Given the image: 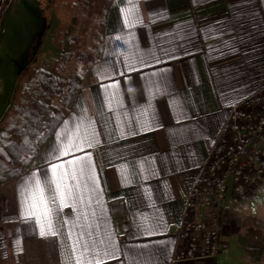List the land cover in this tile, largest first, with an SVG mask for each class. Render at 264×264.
<instances>
[{
    "label": "crops",
    "instance_id": "obj_1",
    "mask_svg": "<svg viewBox=\"0 0 264 264\" xmlns=\"http://www.w3.org/2000/svg\"><path fill=\"white\" fill-rule=\"evenodd\" d=\"M24 2L46 21L48 0ZM17 4L0 0V20ZM263 86L264 0H112L100 59L72 108L33 167L0 186L4 256L22 264H77L94 254L102 264H172L187 192L228 108ZM69 143L78 147L62 155ZM81 162L85 175H69L72 196L61 206L50 169L63 165L58 171L71 174ZM36 181L54 236H41L36 217L26 215L25 189ZM263 197L264 180L226 217L219 257L176 264H253L230 221L238 212L264 221ZM119 214L129 216L123 239Z\"/></svg>",
    "mask_w": 264,
    "mask_h": 264
},
{
    "label": "trees",
    "instance_id": "obj_2",
    "mask_svg": "<svg viewBox=\"0 0 264 264\" xmlns=\"http://www.w3.org/2000/svg\"><path fill=\"white\" fill-rule=\"evenodd\" d=\"M111 1L52 0L55 11L45 39L36 43L0 119V186L33 167L39 150L72 108L85 74L100 59ZM80 17L85 25L76 34ZM89 20L93 27L85 37ZM242 228L238 244L251 263L260 264L264 223L247 216Z\"/></svg>",
    "mask_w": 264,
    "mask_h": 264
},
{
    "label": "built area",
    "instance_id": "obj_3",
    "mask_svg": "<svg viewBox=\"0 0 264 264\" xmlns=\"http://www.w3.org/2000/svg\"><path fill=\"white\" fill-rule=\"evenodd\" d=\"M264 180V86L228 108L205 162L184 201L174 231L178 246L171 263L211 260L221 253V230L228 215ZM125 237L127 214L115 218Z\"/></svg>",
    "mask_w": 264,
    "mask_h": 264
},
{
    "label": "rangeland",
    "instance_id": "obj_4",
    "mask_svg": "<svg viewBox=\"0 0 264 264\" xmlns=\"http://www.w3.org/2000/svg\"><path fill=\"white\" fill-rule=\"evenodd\" d=\"M24 1L18 0L20 4L15 5L14 13L4 11V18L0 20V119L10 104L18 76L31 63L33 53L37 50L36 43L39 42L40 37L43 43L55 11L52 0H48L47 4L43 5L47 22L45 20L39 22L36 20L35 13L31 10L33 3ZM84 25L85 22L80 17L75 33L78 34ZM92 27L93 21L89 20L85 37L88 36ZM31 42H34V44L32 45ZM2 201L3 191L1 189L0 213L2 211ZM260 209L263 211L262 216L264 218V197ZM238 213L236 215L237 219L231 220L230 223L243 230L242 223L247 216L242 212ZM258 219L264 223L262 219ZM0 264H22V261L19 256H4V248L0 244Z\"/></svg>",
    "mask_w": 264,
    "mask_h": 264
},
{
    "label": "snow or ice",
    "instance_id": "obj_5",
    "mask_svg": "<svg viewBox=\"0 0 264 264\" xmlns=\"http://www.w3.org/2000/svg\"><path fill=\"white\" fill-rule=\"evenodd\" d=\"M131 2V0H129ZM130 23V22H129ZM59 135V134H58ZM67 147L71 149L72 147H78V145L69 143L68 145L61 146V154L66 155L67 152L64 151V148ZM63 165H53L50 169L53 173V183L55 184V189L57 196L60 200L61 206H66L65 201L67 197L72 196V186L66 183L69 175H71L72 180H78L83 178L85 175V166L81 162V166L78 171H73L71 174L68 172H59L58 169H62ZM78 187V185H76ZM27 193L26 197V215L28 217H36L37 223L40 227V235H56V230L52 224V210L48 207L45 202L43 189L40 186L39 181L35 182V185L31 188L25 189ZM55 199V197H54ZM88 246L84 245V251L87 252ZM75 251V247L73 248ZM98 254L93 255V260L85 262L80 259L77 260V264H102V262L97 258Z\"/></svg>",
    "mask_w": 264,
    "mask_h": 264
}]
</instances>
